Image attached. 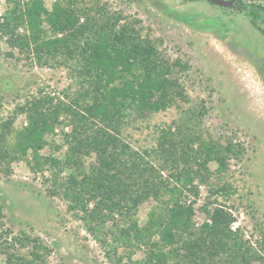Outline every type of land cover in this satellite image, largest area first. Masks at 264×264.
<instances>
[{
  "label": "trees",
  "instance_id": "1",
  "mask_svg": "<svg viewBox=\"0 0 264 264\" xmlns=\"http://www.w3.org/2000/svg\"><path fill=\"white\" fill-rule=\"evenodd\" d=\"M5 1L0 39L10 56L39 66L57 63L74 88L59 95L39 89L40 96L16 103L7 115L0 100V176L8 178L16 162L40 173L50 194L59 195L104 248L108 264H264V235L253 244L242 225L234 226L233 206L210 197L236 192L229 181L212 185L207 164L215 161L217 176H226L238 144L206 141L186 128L200 113L160 127L151 150L123 136L125 126L187 99L177 76L187 63L162 55L135 19L110 14L101 0H53L49 7L45 0ZM252 1L236 0L233 7L264 34L256 21L264 23V7ZM193 19L223 26L218 19ZM20 114L25 119L16 125ZM202 185L208 193L195 207ZM149 200L140 224L138 206ZM197 209L201 222L194 219ZM3 218L0 203V264H49L50 247L23 230L13 234Z\"/></svg>",
  "mask_w": 264,
  "mask_h": 264
},
{
  "label": "rangeland",
  "instance_id": "2",
  "mask_svg": "<svg viewBox=\"0 0 264 264\" xmlns=\"http://www.w3.org/2000/svg\"><path fill=\"white\" fill-rule=\"evenodd\" d=\"M52 1L45 0V3L49 7ZM101 2L106 4L110 14L121 13L128 20L135 19L142 33L157 43L162 55L188 65L185 71L176 73L185 87L187 99L151 114L139 126L137 123L125 126L123 136L138 149L151 150L157 145L160 127L165 128L172 122L179 125L184 118H195L193 113H200L202 116L186 128H195L206 141L224 144L230 140L238 144L241 151L227 160L226 176H217L215 161L207 164L212 185L217 187L229 181L236 192L225 197L222 194L210 197L233 206L244 236L256 245L255 241L264 235V34L252 26V17L246 12L206 0ZM251 2L242 0L244 4ZM254 2L264 7V0ZM6 7V1L0 0V14ZM194 16L218 19L223 26L197 24L192 20ZM256 21L264 29V23ZM9 51L5 41L0 39L3 115L16 103L40 96L39 89L44 94L59 95L69 87L74 88L66 70L57 63L39 66L10 56ZM24 119V114H20L16 125ZM64 131H70V126ZM94 157V154L87 157L88 163H93ZM65 176V172L60 174L61 178ZM43 183L41 174L35 175L23 162L13 164L8 178L0 176L5 226L11 227L13 234L23 230L40 237L50 247L49 264H108L104 248L85 229L83 221L67 208L59 195L50 194V182ZM207 193V186L202 185L195 207L203 202ZM151 203L149 200L138 206L140 224L147 219ZM203 218V213L197 209L195 221L201 222Z\"/></svg>",
  "mask_w": 264,
  "mask_h": 264
},
{
  "label": "water",
  "instance_id": "3",
  "mask_svg": "<svg viewBox=\"0 0 264 264\" xmlns=\"http://www.w3.org/2000/svg\"><path fill=\"white\" fill-rule=\"evenodd\" d=\"M206 1L222 7H231L236 2V0H206Z\"/></svg>",
  "mask_w": 264,
  "mask_h": 264
},
{
  "label": "built area",
  "instance_id": "4",
  "mask_svg": "<svg viewBox=\"0 0 264 264\" xmlns=\"http://www.w3.org/2000/svg\"><path fill=\"white\" fill-rule=\"evenodd\" d=\"M237 224H238V223H235L234 226H236ZM234 226H233V227H234Z\"/></svg>",
  "mask_w": 264,
  "mask_h": 264
}]
</instances>
